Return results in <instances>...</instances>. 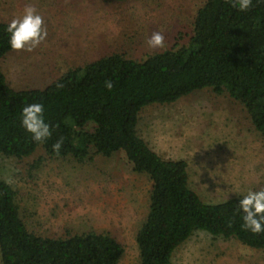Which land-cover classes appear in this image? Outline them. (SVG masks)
Instances as JSON below:
<instances>
[{"label":"trees","instance_id":"trees-1","mask_svg":"<svg viewBox=\"0 0 264 264\" xmlns=\"http://www.w3.org/2000/svg\"><path fill=\"white\" fill-rule=\"evenodd\" d=\"M124 1V0H117ZM0 21V153L16 158L42 147L50 157L82 162L92 154L122 152L134 172L151 182L147 213L135 241L138 264H172L174 251L196 231L235 239L264 252V233L241 228L238 195L217 203L201 199L188 181L187 162L164 159L140 137L128 117L151 104L173 103L194 91L226 92L264 134V0L247 10L233 0H205L194 16L186 45L135 60L111 53L70 68L43 88L15 89L1 69L12 51ZM111 80L113 87L105 85ZM44 105L51 135L34 142L21 127L24 104ZM91 125L90 128H87ZM62 141L60 149L53 145ZM264 187V186H262ZM17 192L0 179L2 264H118L124 245L108 231H69L50 237L27 227Z\"/></svg>","mask_w":264,"mask_h":264},{"label":"rangeland","instance_id":"rangeland-1","mask_svg":"<svg viewBox=\"0 0 264 264\" xmlns=\"http://www.w3.org/2000/svg\"><path fill=\"white\" fill-rule=\"evenodd\" d=\"M204 1L31 0L44 17L47 39L31 52H8L2 72L12 88L41 89L70 68L107 54L143 60L186 45ZM26 2L0 0V21L8 22ZM152 31L162 32L165 48L146 46ZM128 117L158 155L187 162L189 186L203 201L217 203L264 186V134L226 92L204 88ZM0 179L16 190L29 230L50 237L108 231L124 245L118 264L139 263L135 236L147 213L151 182L132 170L122 152L92 154L82 162L50 157L42 147L22 158L0 153ZM172 264H264V252L199 230L174 251Z\"/></svg>","mask_w":264,"mask_h":264},{"label":"clouds","instance_id":"clouds-1","mask_svg":"<svg viewBox=\"0 0 264 264\" xmlns=\"http://www.w3.org/2000/svg\"><path fill=\"white\" fill-rule=\"evenodd\" d=\"M251 3L252 0H233V6L241 11L247 10ZM3 31L9 48L14 51L31 52L44 43L48 36L44 17L31 0H27L22 11L8 20ZM145 44L150 49H163L164 35L161 31H152L146 37ZM104 86L110 90L113 83L111 80H106ZM44 111V105L39 102L24 104L20 109V125L31 135L34 142H42L51 135L50 126L44 118ZM61 144L62 141H57L53 145V150L58 152ZM233 193L239 197L236 210L242 221L241 228L253 234L264 233V187Z\"/></svg>","mask_w":264,"mask_h":264}]
</instances>
